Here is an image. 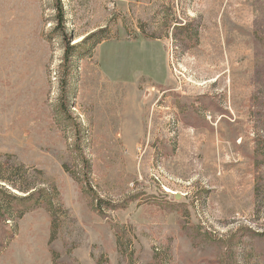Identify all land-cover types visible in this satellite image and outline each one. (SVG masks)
<instances>
[{
	"label": "rangeland",
	"instance_id": "rangeland-1",
	"mask_svg": "<svg viewBox=\"0 0 264 264\" xmlns=\"http://www.w3.org/2000/svg\"><path fill=\"white\" fill-rule=\"evenodd\" d=\"M55 1L0 0V165L56 213L0 264H264V0H59L68 73Z\"/></svg>",
	"mask_w": 264,
	"mask_h": 264
},
{
	"label": "trees",
	"instance_id": "trees-1",
	"mask_svg": "<svg viewBox=\"0 0 264 264\" xmlns=\"http://www.w3.org/2000/svg\"><path fill=\"white\" fill-rule=\"evenodd\" d=\"M56 5L54 7L55 10V25H56V32L59 33L61 40L63 41L64 46V55H63V64L62 68L64 72L68 73L69 70V64L70 59L78 47L70 46L69 45V38L64 32L65 27V18H64V12L63 8L61 6V3L59 0H56ZM87 52V51H86ZM66 78L62 79L61 86H60V99L58 102V111L59 115L64 121V123H71L74 128V139H75V155L78 157L79 161L81 162V166L84 170H89V162L84 155L81 145L82 141V130H80L79 124L71 118V114L69 113L67 109V103L63 101V98L65 97V90H66ZM65 100V99H64ZM66 121V122H65ZM28 179L26 176H24L21 173L20 169H14L12 167H6L3 168L0 165V184H3V186H0V225L5 226L8 222H13L14 219L21 218L25 213L34 210L39 206V203L43 200L46 205L50 207L51 215L53 216L55 220V209L53 208V195L50 194V192L45 190H37L35 184H29ZM85 185L90 187L89 177L88 174H85ZM10 187L15 192H18L19 194H22L21 196H18L12 192H9L4 187ZM90 192V196L95 197V193L90 189H88ZM96 202V208L97 209H103L106 210H114L116 207L104 204L100 200L95 198ZM11 237L10 233L4 234V240L9 239Z\"/></svg>",
	"mask_w": 264,
	"mask_h": 264
},
{
	"label": "water",
	"instance_id": "water-1",
	"mask_svg": "<svg viewBox=\"0 0 264 264\" xmlns=\"http://www.w3.org/2000/svg\"><path fill=\"white\" fill-rule=\"evenodd\" d=\"M176 199H178V197H176Z\"/></svg>",
	"mask_w": 264,
	"mask_h": 264
}]
</instances>
